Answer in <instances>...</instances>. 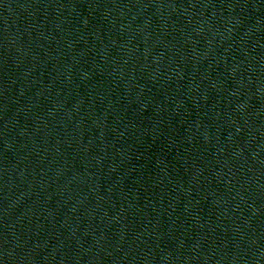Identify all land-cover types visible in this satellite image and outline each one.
<instances>
[{
    "label": "water",
    "instance_id": "1",
    "mask_svg": "<svg viewBox=\"0 0 264 264\" xmlns=\"http://www.w3.org/2000/svg\"><path fill=\"white\" fill-rule=\"evenodd\" d=\"M0 264H264V0H0Z\"/></svg>",
    "mask_w": 264,
    "mask_h": 264
}]
</instances>
